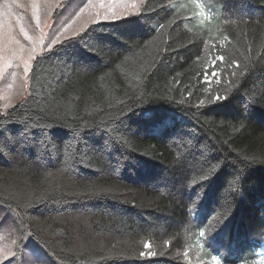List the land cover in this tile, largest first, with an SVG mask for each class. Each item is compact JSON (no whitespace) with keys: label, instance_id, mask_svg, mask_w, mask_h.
I'll return each instance as SVG.
<instances>
[{"label":"trees","instance_id":"1","mask_svg":"<svg viewBox=\"0 0 264 264\" xmlns=\"http://www.w3.org/2000/svg\"><path fill=\"white\" fill-rule=\"evenodd\" d=\"M138 11L37 54L0 110V204L32 242L17 264H264V0Z\"/></svg>","mask_w":264,"mask_h":264},{"label":"rangeland","instance_id":"2","mask_svg":"<svg viewBox=\"0 0 264 264\" xmlns=\"http://www.w3.org/2000/svg\"><path fill=\"white\" fill-rule=\"evenodd\" d=\"M141 1L0 0V109L6 110L24 97L33 58L48 49L57 36L62 40L78 33L105 15L118 19L136 11ZM31 243L12 211L0 204V264H17L16 252ZM28 253L26 247L24 254ZM35 262L61 264L56 259Z\"/></svg>","mask_w":264,"mask_h":264},{"label":"snow or ice","instance_id":"3","mask_svg":"<svg viewBox=\"0 0 264 264\" xmlns=\"http://www.w3.org/2000/svg\"><path fill=\"white\" fill-rule=\"evenodd\" d=\"M14 2H15V0H14ZM113 2H116V0H113ZM81 12H83L84 11V9L82 8L81 10H80ZM140 13H139V11L137 10V11H134V12H131V13H128L127 15H125V16H121V17H119V19H125V18H128V17H130V16H135V15H139ZM103 20H115V19H117V17L115 16V15H112V16H108V15H105V16H103V18H102ZM98 23L100 22V21H97ZM70 27V26H69ZM65 31H67V28H65ZM61 35H62V33H61ZM85 35V33L83 32V31H81L80 33H73V35L71 36V37H68L67 38V41H61L60 39H59V36H57V38L55 39V40H53L52 41V43L48 46V50L49 51H52V45H55V44H57L58 42H59V44L63 47V46H65V45H67V44H69L70 42H72L73 40H79L80 38H82L83 36ZM220 60H223L224 58L223 57H220L219 58ZM230 97L229 96H216L215 98H214V101H213V103H216V104H220V103H223L224 101H226V100H228ZM3 150V145H0V151H2ZM205 179L207 180L208 178L207 177H205ZM204 195H206V193H204ZM192 211V209L190 208L189 209V212H191ZM227 219V217H225V220ZM225 223L224 222H220L219 224H218V226H217V228H216V232H218L221 228H222V226L224 225ZM200 235H201V237H204L205 236V233L203 232V231H201V233H200ZM210 236H212V234H209V237ZM209 237H208V239H209ZM208 239L206 240V243L208 244ZM144 247H145V249H148V248H150V244L149 243H146L145 245H144ZM13 255H15V254H13ZM145 255V253H141V256H144ZM147 255L148 256H154L155 255V253H153V252H147ZM222 255V254H221ZM41 259V257L37 254L36 255V260L37 261H39ZM213 260L214 261H216V264H222V261H221V258H220V255H218V256H214L213 257Z\"/></svg>","mask_w":264,"mask_h":264}]
</instances>
